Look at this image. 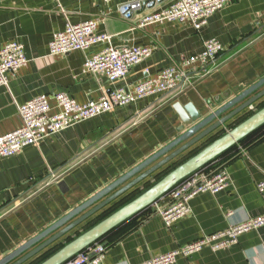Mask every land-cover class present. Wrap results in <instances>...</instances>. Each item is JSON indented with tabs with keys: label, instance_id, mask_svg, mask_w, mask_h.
<instances>
[{
	"label": "crops",
	"instance_id": "1",
	"mask_svg": "<svg viewBox=\"0 0 264 264\" xmlns=\"http://www.w3.org/2000/svg\"><path fill=\"white\" fill-rule=\"evenodd\" d=\"M134 1L0 0V46L19 42L28 59L25 65L8 73V87L0 86V135L19 125L17 105L33 97L47 95L51 112H58L52 98L55 93L63 92L77 103H87L113 89L132 90L136 83L156 75L160 69L200 52L207 39L215 38L222 46L208 73H198L196 66L186 68L188 80L179 90L117 106L27 145L14 155L0 156V259L175 137L180 119L174 103H192L205 115L264 76V0H233L209 16L200 29L189 21L176 20L141 27V17L172 0L153 6L143 0L138 9L123 10ZM87 19L96 21L95 33L111 35L113 46H150L151 54L134 65L123 79L114 81L83 69L86 57L106 44H96L85 51L48 54L54 33L62 31L68 22ZM263 101L253 104L252 110ZM221 158L214 161L216 167H211V163L207 172L226 170L230 179L227 188L194 195L188 202L189 212L170 226L155 213L164 203L163 196L96 242L104 246L103 258L97 264H137L224 230L231 223L263 214L264 187L259 191L257 183L264 181V128L237 143L235 154ZM144 184L137 183L22 264H32L55 246L60 247L71 233L88 229L92 221L98 222L110 209L139 194L136 190ZM229 212L231 216L227 215ZM174 264H264V225L242 233L234 244L216 250L203 247L188 256H179Z\"/></svg>",
	"mask_w": 264,
	"mask_h": 264
},
{
	"label": "built area",
	"instance_id": "2",
	"mask_svg": "<svg viewBox=\"0 0 264 264\" xmlns=\"http://www.w3.org/2000/svg\"><path fill=\"white\" fill-rule=\"evenodd\" d=\"M143 0L129 4L130 9L141 7ZM233 0H172L167 6L148 12L141 17V27L162 23L164 21H189L195 29H200L207 23L209 16L222 9ZM96 21L87 19L80 23H66L62 31L53 34L48 44L49 55L65 54L74 50H88L96 44H106L101 50L87 56L83 69L91 74H103L110 81L123 79L130 69L147 58L152 48L150 46L131 45L116 47L111 44V35L95 33ZM222 46L215 38L203 42L200 52L184 57L159 70L154 76H148L134 85L132 90L117 88L103 94L97 100L87 103H77L66 93L52 95L58 112H51L47 95H38L27 102L17 105L19 125L0 135V156H11L21 151L25 146L37 144L40 140L67 129L72 125L113 110L117 106L127 105L150 95H166L179 90L185 80H188L186 68L197 67L198 73L206 74L216 62ZM24 47L21 43L11 41L0 46V86L8 87V73L15 72L27 63ZM230 184L226 170L213 172L201 169L175 185L166 195L164 203L156 208L166 226L185 216L189 212V200L202 192L216 193ZM259 191L263 190L264 181L257 183ZM163 199V198H161ZM232 212L227 213L231 216ZM264 225V213L231 223L224 230L204 235L190 243L177 248L158 253L137 264H174L179 256H188L203 247L213 250L224 248L237 242L238 237L247 231ZM92 252L93 255L90 254ZM104 255L102 243L93 244L87 250L78 253L64 264H97Z\"/></svg>",
	"mask_w": 264,
	"mask_h": 264
},
{
	"label": "water",
	"instance_id": "3",
	"mask_svg": "<svg viewBox=\"0 0 264 264\" xmlns=\"http://www.w3.org/2000/svg\"><path fill=\"white\" fill-rule=\"evenodd\" d=\"M161 1L162 0H146L145 3L150 2L153 6L156 2ZM129 8V5H125L123 10L127 11ZM261 99H264V76L205 115H202L192 103H187L185 105H181L178 102L174 103L173 109L180 119V125L177 128L178 134L175 137L155 152L151 153L140 163L117 177L114 181L107 184L99 191L82 201L79 205L73 207L67 213L56 219L48 227L42 229L36 235L2 257L0 259V264H22L28 261L35 256V254L42 252V250L57 242L59 239L61 240L68 232L87 221L88 218L97 213L103 207L125 195L126 192L137 183L146 182L148 178L158 172V169L172 161L179 154L188 152L192 147L198 145L199 142H204L208 139L216 130L226 126L228 122L252 111L253 104ZM263 124L264 105L253 110V112L243 120L227 129L221 135L212 139L195 153L191 154L175 167L164 173L156 181L139 192V194L126 201L118 208L112 210L104 218L90 226L88 229L62 244L53 253L37 264H64L75 257L78 253L87 250L93 244L100 241L115 227L154 205L181 180L190 174L203 169L206 164L224 153L233 145L237 144L244 137L250 135ZM157 159L159 160L148 169L132 180L126 182L135 173L144 169ZM119 185H121L119 189L114 193L109 194ZM51 233L53 234L49 238L35 246L36 243ZM33 246L35 247L19 259L15 260L17 256Z\"/></svg>",
	"mask_w": 264,
	"mask_h": 264
},
{
	"label": "rangeland",
	"instance_id": "4",
	"mask_svg": "<svg viewBox=\"0 0 264 264\" xmlns=\"http://www.w3.org/2000/svg\"><path fill=\"white\" fill-rule=\"evenodd\" d=\"M252 111H253V110H252ZM239 117H240V116H239ZM239 117H238V118H239ZM236 119H237V118H235V120H232V122H230V123L227 124L226 126H223L222 128H219L218 130H216L214 133L211 134V136H210L208 139H211L212 137H214V136H216V135H219V134L221 135L223 132H225L227 129H229V127H230L232 124H234V123L236 122ZM208 139H206L204 142H199L198 145H196V146L192 147L190 150H188V152H187L184 156H182L181 158H179V159L175 160L174 162L170 163V164L167 165L163 170L156 172L153 176H151L150 178H148V180L145 182V184L143 185V187L141 186L142 188H141V189H140V188L137 189L138 191L136 190V192H137V193L141 192V191L144 190L146 187H148L151 183H153V182L156 181L159 177H161V175H162L164 172L170 170L171 167L176 166L177 164H179L180 162H182L184 159H186L188 156H190L192 153H194L195 151L199 150L202 146H204L203 144H205V143L208 141ZM204 171H207V170L204 169ZM141 185H142V183H141ZM137 193H135V194H137ZM135 194H134V195H135ZM134 195H131L130 197H132V196H134ZM130 197H128V198H130ZM94 222H96V220H95V221H92L87 227L91 226ZM78 232H80V231H76V232H74V233H71V235H70L68 238H66V239L63 240L62 244L65 243V242H67V241H69L70 239H72L74 236L77 235ZM62 244H60V245H62ZM60 245H59V246H60ZM170 251H171V250H170ZM44 257H45V256H44ZM44 257H43V258H44ZM41 258H42V257H41ZM40 260H41V259H38L37 261H34L32 264H36V263L40 262Z\"/></svg>",
	"mask_w": 264,
	"mask_h": 264
},
{
	"label": "trees",
	"instance_id": "5",
	"mask_svg": "<svg viewBox=\"0 0 264 264\" xmlns=\"http://www.w3.org/2000/svg\"><path fill=\"white\" fill-rule=\"evenodd\" d=\"M264 105V101L261 103V104H259L258 105V107L256 108V109H258V108H260L261 106H263ZM256 109H254V110H256ZM253 111H250V112H247L246 114H244V115H242V116H240L239 118H237L236 119V122L234 123V124H232L229 128H231L232 126H234L236 123H238L239 121H241V120H243L245 117H247L250 113H252ZM264 128V124L262 125V126H260L259 128H257L255 131H257V130H259V129H263ZM255 131H253L251 134H253ZM250 134V135H251ZM220 135V134H219ZM219 135H216V136H214V137H212L211 139H208V141L205 143V144H207L208 142H210L212 139H214V138H216L217 136H219ZM250 135H248V136H250ZM248 136H246V137H244L243 139H241L238 143H240V142H242V141H244ZM205 144H203V145H205ZM235 146H236V144L235 145H233L232 147H230L228 150H226L224 153H222V154H220L219 156H217L215 159H213L212 161H210L208 164H206L204 167H203V169H208V167H209V165L212 163V166L211 167H216L217 166V163L216 164H214L213 165V163H214V161H216L217 159H219V158H221L222 160H224L226 157H228V156H231V155H233V154H235ZM196 152V151H195ZM194 152V153H195ZM193 154V153H192ZM218 163H221V161L220 162H218ZM175 167V166H174ZM173 167H171V169H172ZM169 171V170H168ZM167 172V171H166ZM166 172H164V173H166ZM163 173V174H164ZM162 174V175H163ZM161 175V176H162ZM124 202H126V201H123L122 203H124ZM148 209V208H147ZM113 210V209H112ZM111 209H110V211H109V213L112 211ZM137 215V214H136ZM135 215V216H136ZM135 216H133V217H135ZM133 217H131L130 219H132ZM114 229H116V227L114 228ZM113 229V230H114ZM112 231V230H111ZM110 231V232H111ZM105 237V236H104ZM103 237V238H104ZM58 247H54L52 250H50V251H48L47 253H45L43 256H42V258H41V260H43L44 258H46L47 256H49L53 251H55V249H57ZM45 256V257H44ZM44 257V258H43ZM40 260V261H41Z\"/></svg>",
	"mask_w": 264,
	"mask_h": 264
}]
</instances>
